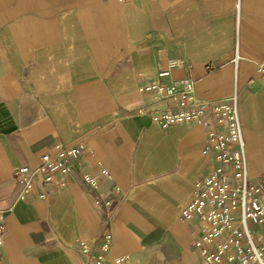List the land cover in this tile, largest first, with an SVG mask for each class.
Returning <instances> with one entry per match:
<instances>
[{
    "label": "crops",
    "instance_id": "obj_1",
    "mask_svg": "<svg viewBox=\"0 0 264 264\" xmlns=\"http://www.w3.org/2000/svg\"><path fill=\"white\" fill-rule=\"evenodd\" d=\"M169 58L164 81L237 95L248 173L264 174V0H0V264H86L80 242L93 254L108 232V259L201 264L181 210L212 167V117L162 128L138 111L167 105L139 86ZM57 143L87 150L64 187L21 198L12 171Z\"/></svg>",
    "mask_w": 264,
    "mask_h": 264
},
{
    "label": "built area",
    "instance_id": "obj_2",
    "mask_svg": "<svg viewBox=\"0 0 264 264\" xmlns=\"http://www.w3.org/2000/svg\"><path fill=\"white\" fill-rule=\"evenodd\" d=\"M175 66L176 59L169 58L166 69L139 86L142 93L153 94L167 105L157 110L141 106L138 111L150 112L162 128L212 117L207 122L204 153L213 155V164L194 182L192 197L181 210L182 219L194 223L192 245L201 264H264V174L255 180L248 173L238 97L235 94L229 100L212 103L196 94L191 77L164 81ZM212 67V63L207 65L208 69ZM256 70L264 81V59L257 63ZM86 150L82 143H57L35 166L15 168L11 176L22 184L20 197L25 199L36 192L45 198L48 194L44 187H64L66 177L78 167L79 157ZM83 181L92 189L99 185L98 178L89 173L83 175ZM38 186L43 189L37 190ZM3 230L4 214L0 211V245ZM111 243L112 234L108 232L92 254L91 245L81 241V251L91 254L86 264H131L130 254L108 259Z\"/></svg>",
    "mask_w": 264,
    "mask_h": 264
}]
</instances>
